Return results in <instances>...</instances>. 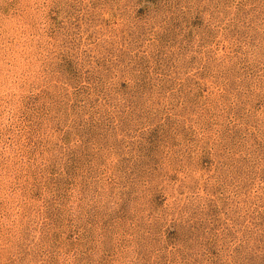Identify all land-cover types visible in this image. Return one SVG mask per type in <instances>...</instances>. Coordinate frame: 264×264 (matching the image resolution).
I'll return each instance as SVG.
<instances>
[{
    "label": "rangeland",
    "instance_id": "rangeland-1",
    "mask_svg": "<svg viewBox=\"0 0 264 264\" xmlns=\"http://www.w3.org/2000/svg\"><path fill=\"white\" fill-rule=\"evenodd\" d=\"M0 264H264V0H0Z\"/></svg>",
    "mask_w": 264,
    "mask_h": 264
}]
</instances>
